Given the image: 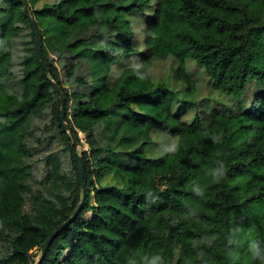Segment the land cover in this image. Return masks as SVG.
<instances>
[{"label": "trees", "instance_id": "1", "mask_svg": "<svg viewBox=\"0 0 264 264\" xmlns=\"http://www.w3.org/2000/svg\"><path fill=\"white\" fill-rule=\"evenodd\" d=\"M134 12L148 16L136 44ZM168 57L183 94L152 75ZM190 61L232 102L254 84L253 101L185 119L175 105L200 90ZM120 126L142 140L103 144L98 131ZM156 128L177 146L149 156ZM81 201L39 264H261L264 0H0V264H35Z\"/></svg>", "mask_w": 264, "mask_h": 264}, {"label": "rangeland", "instance_id": "2", "mask_svg": "<svg viewBox=\"0 0 264 264\" xmlns=\"http://www.w3.org/2000/svg\"><path fill=\"white\" fill-rule=\"evenodd\" d=\"M147 13L134 12L131 14V19L133 24L135 25L137 33L136 43H142L144 41L143 29L146 24V15ZM144 46H136L135 52H140L144 49ZM54 54V53H53ZM56 55V54H54ZM53 55V56H54ZM138 59L136 57H130L128 59L122 60L121 62L115 63L113 65L114 71L112 75V80L116 78L117 74L121 72V70L125 66L137 64ZM55 61L59 68H62V62L58 56L55 57ZM177 66V62L173 57H168L164 60H159L155 63L152 68V75L156 80L168 79L171 82L173 88L180 90V92L184 93V87H187L183 81L175 79L174 69ZM187 70L190 71L193 77L196 80L197 86H199L200 90L196 95H188L189 99L187 103L181 102L180 105H175V107L182 113L185 119H192L198 111H200L206 118H209L213 115V113L218 111L227 110L230 113L237 112L242 109L245 104L252 102L254 99V95L256 94V90L253 88L255 85L252 84V89H249L242 95L239 101H231L223 94L221 91H214L210 86V79L208 75L205 73V70L199 66L194 61H190L188 63ZM66 85L69 86L67 83ZM196 100V106L192 105V101ZM75 103V101H71V106ZM175 108V109H176ZM118 125V124H117ZM122 126V125H121ZM118 127L116 132L114 133H106L104 128L103 132L98 131V136L103 140V144H115L117 141H123V146L130 140L131 142L126 146H132L137 144L142 139V136L138 137L137 134L130 129L125 127ZM80 143H78V149H89V144L87 142V138L85 133L79 131ZM153 140L154 143L147 149V154L150 156L161 155L165 151L174 150L177 146V137L173 136L170 131H165V129H154L153 131ZM115 156V155H114ZM115 158V157H113ZM35 260H38L41 256V250L35 249Z\"/></svg>", "mask_w": 264, "mask_h": 264}, {"label": "water", "instance_id": "3", "mask_svg": "<svg viewBox=\"0 0 264 264\" xmlns=\"http://www.w3.org/2000/svg\"><path fill=\"white\" fill-rule=\"evenodd\" d=\"M31 20H33V18L31 17ZM36 30V29H35ZM37 40H38V35H37ZM38 43V49H39V52H40V58L45 66V69L47 72H49V68H48V65H47V62L45 60V57L43 55V52H42V47H41V44L39 42V40L37 41ZM53 83L55 85V87L57 88L59 94H60V98H61V102H62V115H61V122L62 124L64 125V127L68 130V132L71 134L72 136V140H73V143L74 145L77 147L78 146V141H77V138H76V135L73 131V129L71 128V126L69 125V123L66 121L65 117L63 116V112L65 110V95H64V92L62 91V89L60 88L59 84L53 80ZM79 158H80V166H81V180H82V188H83V191L86 192V182H85V177H84V174H83V159H82V155H79ZM82 205V201L80 202V204L77 206V208L74 210V213L70 216V218H68L66 221H64L62 224H60L58 226L57 229H55L51 234L50 236L48 237V239L45 241L43 247H42V255L40 256V258L38 259V261L35 263V264H39L42 260V257L45 253V250L48 246V244L56 237V235L68 224L70 223L74 218L75 216L78 214L79 210H80V207Z\"/></svg>", "mask_w": 264, "mask_h": 264}, {"label": "clouds", "instance_id": "4", "mask_svg": "<svg viewBox=\"0 0 264 264\" xmlns=\"http://www.w3.org/2000/svg\"><path fill=\"white\" fill-rule=\"evenodd\" d=\"M219 165H220L219 168H216L212 171V175L216 179L222 178V176L224 174V164L222 162H220ZM252 247L254 249L257 248V246L255 244H253ZM253 256H254V258H259L261 260V264H264V250H254Z\"/></svg>", "mask_w": 264, "mask_h": 264}]
</instances>
